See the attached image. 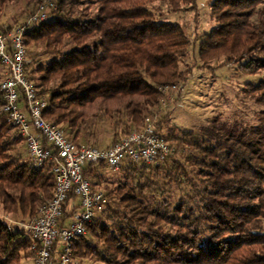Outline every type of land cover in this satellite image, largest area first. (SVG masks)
Returning <instances> with one entry per match:
<instances>
[{
	"label": "trees",
	"instance_id": "obj_1",
	"mask_svg": "<svg viewBox=\"0 0 264 264\" xmlns=\"http://www.w3.org/2000/svg\"><path fill=\"white\" fill-rule=\"evenodd\" d=\"M14 1L0 0L5 34L26 23L3 21ZM190 6L196 0H56L48 20L25 35L26 74L47 99L44 118L78 147L108 148L145 125L161 105L163 87L186 86L197 68L257 76L241 90L264 105V0H214L216 25L194 43L168 17ZM6 73L0 64V84ZM4 104L0 90V209L30 220L53 196L55 165L37 166L26 157V140L1 112ZM153 126L174 151L167 159L127 161L111 188L102 187L103 165L85 170L108 203L73 245L74 257L105 264H264V121L215 120L171 138L163 123ZM178 147L187 151L183 157L175 156ZM5 216L0 264L34 261L29 235Z\"/></svg>",
	"mask_w": 264,
	"mask_h": 264
},
{
	"label": "built area",
	"instance_id": "obj_2",
	"mask_svg": "<svg viewBox=\"0 0 264 264\" xmlns=\"http://www.w3.org/2000/svg\"><path fill=\"white\" fill-rule=\"evenodd\" d=\"M56 0H43L25 24L5 34L0 30V64L6 67V78L0 84L5 104L1 112L16 126L26 140L30 159L41 166L52 160L56 185L53 196L38 209L37 215L22 223V229L32 240L34 264H72L73 245L88 232V226L100 214L108 201L105 193L94 190L85 170L104 165L119 172L127 161L135 164L160 162L174 154L167 141L155 132L149 118L145 125L134 129L120 142L108 147H78L66 134L44 118L47 99L26 74L29 63L25 35L32 25L46 22ZM177 87L165 86L171 95ZM46 141L53 149L44 146ZM71 196V217L66 222L65 205ZM75 199L79 200L76 204Z\"/></svg>",
	"mask_w": 264,
	"mask_h": 264
},
{
	"label": "rangeland",
	"instance_id": "obj_3",
	"mask_svg": "<svg viewBox=\"0 0 264 264\" xmlns=\"http://www.w3.org/2000/svg\"><path fill=\"white\" fill-rule=\"evenodd\" d=\"M37 1L39 0L14 1L4 11L5 19L3 21H6L7 25L11 23L20 25L27 22V17L30 11L34 9ZM213 1L196 0V7L190 6L187 11L168 17L172 22L181 24L194 43L197 37L210 31L216 25L210 11V5ZM191 51L197 55L198 43L192 45ZM210 65L216 67L217 63L214 62ZM257 81V76L239 75L234 68H220L219 70H200L197 68L188 84L186 86L184 83L178 84L180 89L172 90L171 95H165L161 99V105L154 111L153 115L148 117L155 124L157 122L163 123V133L168 138L178 137L180 131L201 130L215 120L229 126L234 125V123L244 126L258 125L262 120L264 121V105L257 104L255 100L241 90L246 83ZM106 143L104 146H107L110 141L107 142L106 140ZM170 144L178 145L174 141H170ZM182 148L178 147V152L175 153L176 157H183L186 154L187 151ZM11 154L12 152L6 153V155ZM99 168L105 174L102 187L105 185V188H111L110 183H114L121 177L120 171L111 172L104 165ZM77 202L79 200L75 199V203ZM0 215L5 216L2 209H0ZM5 218L11 226L20 228L22 223L27 221V219H18L14 215H7ZM24 264H34V262L28 260ZM72 264L105 263L90 255L86 258H75L73 255Z\"/></svg>",
	"mask_w": 264,
	"mask_h": 264
},
{
	"label": "crops",
	"instance_id": "obj_4",
	"mask_svg": "<svg viewBox=\"0 0 264 264\" xmlns=\"http://www.w3.org/2000/svg\"><path fill=\"white\" fill-rule=\"evenodd\" d=\"M25 155H27V156H28L27 152H25ZM27 156H26V157H27ZM77 203H78V202H77ZM77 203H76V204H77ZM69 212H71V213H72V212H73V209H72V210L70 209V210H69ZM33 262H34V261H33Z\"/></svg>",
	"mask_w": 264,
	"mask_h": 264
}]
</instances>
